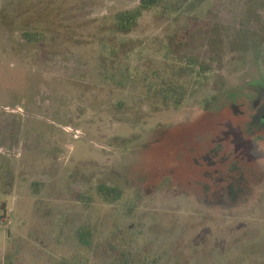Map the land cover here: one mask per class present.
I'll use <instances>...</instances> for the list:
<instances>
[{"label":"rangeland","instance_id":"rangeland-1","mask_svg":"<svg viewBox=\"0 0 264 264\" xmlns=\"http://www.w3.org/2000/svg\"><path fill=\"white\" fill-rule=\"evenodd\" d=\"M139 5L0 0V264H264V0Z\"/></svg>","mask_w":264,"mask_h":264},{"label":"trees","instance_id":"trees-1","mask_svg":"<svg viewBox=\"0 0 264 264\" xmlns=\"http://www.w3.org/2000/svg\"><path fill=\"white\" fill-rule=\"evenodd\" d=\"M160 0H140V5L134 9L124 12H119L116 14V24L121 32H128L135 27L138 22L139 17L142 13L150 9L151 7L158 4ZM122 78H126L125 71L121 73ZM129 75V73H128ZM175 80L173 78H162L161 83H158V79L160 78L157 73H143L139 74V76H134L133 81H136L142 84L149 92L152 93L155 97L162 98L165 103H170L173 105H180L185 99V88L182 84L178 83L179 74L176 75ZM128 79V78H127ZM100 193L106 198L112 200H116L119 198L120 190L113 187H108L102 185L99 189ZM80 239L82 240V244L88 245V238L82 232L79 234ZM57 264H86L81 261L71 260V259H62ZM113 264H131L129 259L125 254L117 255Z\"/></svg>","mask_w":264,"mask_h":264},{"label":"flooded vegetation","instance_id":"flooded-vegetation-1","mask_svg":"<svg viewBox=\"0 0 264 264\" xmlns=\"http://www.w3.org/2000/svg\"><path fill=\"white\" fill-rule=\"evenodd\" d=\"M252 31V30H251ZM260 32H263V34H264V30H259ZM252 33V32H251ZM260 34V33H259ZM253 42H254V40H253ZM263 43H264V41H263ZM264 46V45H263Z\"/></svg>","mask_w":264,"mask_h":264},{"label":"water","instance_id":"water-1","mask_svg":"<svg viewBox=\"0 0 264 264\" xmlns=\"http://www.w3.org/2000/svg\"><path fill=\"white\" fill-rule=\"evenodd\" d=\"M237 110V108L235 107V111Z\"/></svg>","mask_w":264,"mask_h":264}]
</instances>
